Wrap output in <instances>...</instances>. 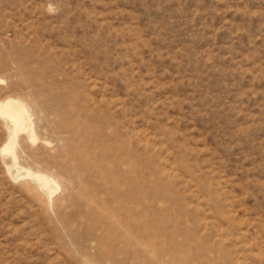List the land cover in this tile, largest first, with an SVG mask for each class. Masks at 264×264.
I'll return each mask as SVG.
<instances>
[{"label": "rangeland", "instance_id": "obj_1", "mask_svg": "<svg viewBox=\"0 0 264 264\" xmlns=\"http://www.w3.org/2000/svg\"><path fill=\"white\" fill-rule=\"evenodd\" d=\"M9 100L0 264H264V0H0Z\"/></svg>", "mask_w": 264, "mask_h": 264}, {"label": "bare ground", "instance_id": "obj_2", "mask_svg": "<svg viewBox=\"0 0 264 264\" xmlns=\"http://www.w3.org/2000/svg\"><path fill=\"white\" fill-rule=\"evenodd\" d=\"M26 112L27 111H25V108L10 100L0 107V113L7 116L13 122L15 133H17L22 128L23 122L25 121ZM5 150L12 152L13 148L9 149L8 147H5ZM37 180L43 187L44 185H47V182L44 178L37 176Z\"/></svg>", "mask_w": 264, "mask_h": 264}]
</instances>
